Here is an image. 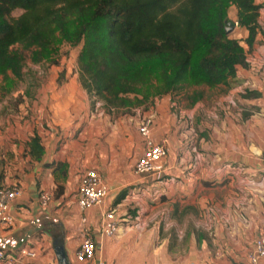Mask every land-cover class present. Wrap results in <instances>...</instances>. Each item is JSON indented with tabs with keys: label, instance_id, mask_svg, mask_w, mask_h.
I'll use <instances>...</instances> for the list:
<instances>
[{
	"label": "crops",
	"instance_id": "0c3cea01",
	"mask_svg": "<svg viewBox=\"0 0 264 264\" xmlns=\"http://www.w3.org/2000/svg\"><path fill=\"white\" fill-rule=\"evenodd\" d=\"M231 8L235 21L237 9ZM259 23L256 43L246 47L249 66L238 67L239 85L230 91L241 107L220 111L214 123L202 122L206 137L194 136L188 122L196 111L203 113L201 100L190 110L166 97L151 109L116 111L92 105L72 78L50 95L43 92L34 125H19L15 132L7 118L0 129V188L17 184L23 192L10 207L14 226L0 222V248L31 247L38 264H59L55 246L63 245L71 264H84L76 251L89 225L97 255L114 264L245 260L264 236V7ZM236 30L237 37L248 35L244 28ZM150 112L156 113L153 137L167 140L169 152L157 162L159 172L141 176L135 170L144 147L139 124ZM35 132L45 147L41 158L33 157L28 146ZM90 168L110 188L105 206L116 209L120 225L112 237L100 235L101 208L78 206L79 181ZM42 190L59 194L46 208L37 202ZM138 209L144 229L133 218Z\"/></svg>",
	"mask_w": 264,
	"mask_h": 264
},
{
	"label": "trees",
	"instance_id": "16d2710c",
	"mask_svg": "<svg viewBox=\"0 0 264 264\" xmlns=\"http://www.w3.org/2000/svg\"><path fill=\"white\" fill-rule=\"evenodd\" d=\"M233 5L244 38L226 32ZM263 7L256 0H0V76L21 80L25 51L40 63L69 43L81 46L79 80L92 103L108 109L128 112L192 86L232 88L238 67L249 66L246 47L256 43ZM203 94L187 95L190 105ZM30 139V154L41 158L40 135Z\"/></svg>",
	"mask_w": 264,
	"mask_h": 264
},
{
	"label": "built area",
	"instance_id": "2783aa9c",
	"mask_svg": "<svg viewBox=\"0 0 264 264\" xmlns=\"http://www.w3.org/2000/svg\"><path fill=\"white\" fill-rule=\"evenodd\" d=\"M234 25L238 27V20L234 21ZM95 104L97 106L103 105L101 100L96 101ZM155 119L156 113L150 112L142 116L139 124V133L143 140L144 149L135 163V170L141 176L159 172L157 162L167 157L169 152L167 140L156 141L153 137L152 127ZM194 160V164L198 165L200 162L198 154L194 157ZM109 190V185L97 169L90 168L82 174L78 186V206L82 211L101 208L100 235L104 238L114 236L120 226L116 219V209L112 206H105ZM22 192V188L17 184L4 185L0 188V222L7 227H13L15 224V217L11 213L10 207L13 201L22 195ZM53 201L54 193L49 190H42L37 196V202L42 208L50 206ZM143 217L141 209H138L137 215L133 217L139 229H144L147 226ZM82 220L84 223L87 222L84 216ZM97 253V241L92 236L91 228L88 225L83 231V238L76 251V259L84 264H114L98 256ZM37 257L38 252L27 246L19 249L0 248V264H38ZM237 264H264V236L255 241L246 259L238 261Z\"/></svg>",
	"mask_w": 264,
	"mask_h": 264
},
{
	"label": "rangeland",
	"instance_id": "374dc122",
	"mask_svg": "<svg viewBox=\"0 0 264 264\" xmlns=\"http://www.w3.org/2000/svg\"><path fill=\"white\" fill-rule=\"evenodd\" d=\"M22 12V10L17 9L13 14L18 16ZM229 12H231L229 14V21H233L234 18H236L235 10L230 7ZM231 34H238L236 27ZM80 48V45L75 46L64 43L58 48V51L53 54L52 59L44 60L40 63L34 62L31 59V51L27 50L25 51L26 61L24 75L21 80L12 77L11 81H3L0 76V129L2 131H4V127L6 126L7 118L13 122L15 132L18 128H21L19 125H34L38 120V107L42 104L40 99L44 91L47 92V95H50L52 91L59 90L60 87L69 82L71 78L75 79L76 83L85 90L79 80L78 72V55ZM3 86H5L7 90L1 89ZM231 89V87L229 88L225 85L212 88L209 86H192L185 91L153 96L146 104L140 106V108L151 109V107H155L157 99H165L168 97L176 101L179 109L183 108L190 110L192 107H190V100L187 95L189 96L197 90L203 91L204 97L200 101L203 103V113L198 114L196 111L192 119H189L188 122L190 125H193L194 136L198 134L199 136L206 137L208 133H206L205 129L201 128L202 126L200 124L202 122L214 123L220 111L223 112L225 110H233L235 107H241L235 98L237 94H231ZM92 105L95 104L92 103ZM46 107H48V105ZM216 115L217 117H215ZM248 115H250L249 112L245 113L244 117ZM189 128L191 127L189 126ZM58 196L59 194L55 192L54 200H56ZM171 228L172 227L169 229ZM58 230L59 228L56 231ZM179 247H182V243L179 244Z\"/></svg>",
	"mask_w": 264,
	"mask_h": 264
},
{
	"label": "water",
	"instance_id": "95a60500",
	"mask_svg": "<svg viewBox=\"0 0 264 264\" xmlns=\"http://www.w3.org/2000/svg\"><path fill=\"white\" fill-rule=\"evenodd\" d=\"M234 29H235V26H234L233 22L228 21L226 32L231 33L234 31ZM51 226H53L54 228L56 227V225H54V224ZM55 251H56V254L58 257L59 264H71L63 245H56Z\"/></svg>",
	"mask_w": 264,
	"mask_h": 264
}]
</instances>
